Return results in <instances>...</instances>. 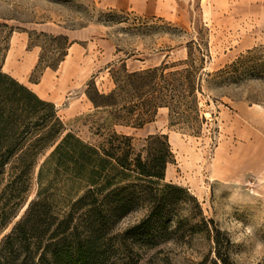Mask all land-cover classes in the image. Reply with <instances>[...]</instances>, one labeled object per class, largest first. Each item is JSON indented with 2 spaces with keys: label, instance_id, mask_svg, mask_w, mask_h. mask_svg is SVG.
<instances>
[{
  "label": "rangeland",
  "instance_id": "obj_1",
  "mask_svg": "<svg viewBox=\"0 0 264 264\" xmlns=\"http://www.w3.org/2000/svg\"><path fill=\"white\" fill-rule=\"evenodd\" d=\"M59 34L66 40L50 38ZM186 59L199 78L187 123L159 106L140 127L109 125L107 110L90 101L134 72L165 64L166 73ZM0 65L54 104L63 134L88 145L102 142V125L132 136L135 152H145L149 135L167 137L171 158L158 186L183 191L149 222L141 203L118 219L90 220V264H208L215 241L235 264H264V0H0ZM50 151L0 240L38 191ZM84 170L45 172L42 194L54 212L86 195Z\"/></svg>",
  "mask_w": 264,
  "mask_h": 264
},
{
  "label": "trees",
  "instance_id": "obj_2",
  "mask_svg": "<svg viewBox=\"0 0 264 264\" xmlns=\"http://www.w3.org/2000/svg\"><path fill=\"white\" fill-rule=\"evenodd\" d=\"M50 38L66 40L60 34ZM178 64L186 66L166 73L165 64L134 72L132 79L116 83L107 94L90 96V101L95 108L107 110L109 125L140 127L159 106L167 107L178 122L187 123L197 104L198 67L188 59ZM102 126L98 146L82 142L71 132L63 134L64 124L54 104L4 73L0 65V182L6 180L0 188V232L25 203L39 155L51 148L38 169V191L0 240V264H90V220L118 219L138 203L147 209L144 222L166 215L176 191H183L171 183L158 186L171 158L166 135H149L145 152H135L132 136L112 128L103 133ZM86 167L90 183L86 195L68 211L54 212L42 194L45 172L54 177L61 171L81 175ZM78 209L83 211L75 218ZM208 264L235 263L220 253L215 241V255Z\"/></svg>",
  "mask_w": 264,
  "mask_h": 264
},
{
  "label": "crops",
  "instance_id": "obj_3",
  "mask_svg": "<svg viewBox=\"0 0 264 264\" xmlns=\"http://www.w3.org/2000/svg\"><path fill=\"white\" fill-rule=\"evenodd\" d=\"M7 73H9V72H7Z\"/></svg>",
  "mask_w": 264,
  "mask_h": 264
}]
</instances>
